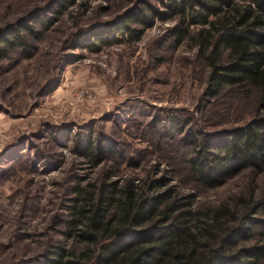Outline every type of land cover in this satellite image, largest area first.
<instances>
[{"label": "rangeland", "instance_id": "obj_1", "mask_svg": "<svg viewBox=\"0 0 264 264\" xmlns=\"http://www.w3.org/2000/svg\"><path fill=\"white\" fill-rule=\"evenodd\" d=\"M54 2L0 0V28L39 11L44 23L52 21L32 58L18 50L0 57V264H46L55 246L91 264L94 248L76 237L83 227L77 210L110 175L138 185L164 177L166 187L194 195L203 209L251 192L248 171L217 188L201 186L190 173L191 147L182 134L163 133L166 113L212 132L242 124L257 106L251 94L226 89L205 97L209 68L197 46L168 38L178 18L165 12L137 41L119 32L98 51L84 47L88 42L74 46L75 33L146 3L165 11L164 0H76L62 15ZM85 131L112 139L124 160L95 166L80 156L74 146ZM256 177L255 197L264 192V171ZM255 219H264V210Z\"/></svg>", "mask_w": 264, "mask_h": 264}, {"label": "trees", "instance_id": "obj_2", "mask_svg": "<svg viewBox=\"0 0 264 264\" xmlns=\"http://www.w3.org/2000/svg\"><path fill=\"white\" fill-rule=\"evenodd\" d=\"M75 3L55 0L51 8L62 15ZM163 5L165 11L146 3L145 9L134 7L77 32L74 46L88 42L84 47L98 51L119 32L137 41L165 12L178 18L168 38L176 45L191 40L197 46L209 68L205 97L214 99L226 89L251 94L257 106L242 124L212 132L196 128L187 117L166 113L163 133L182 134L191 147L190 173L201 186L217 188L248 171L254 174L248 186L252 190L203 209L195 207L194 195L166 187L164 177L138 185L133 177L122 184L110 175L85 195V207L77 210L83 227L76 237L94 248L91 264H264V219H255L264 210V192L255 197L252 187L264 171V0H164ZM40 12L0 28V57L14 50L22 58L36 54L52 24L50 19L44 23ZM74 150L95 166L126 156L112 139L92 131L79 133ZM71 253L55 246L45 263L78 264Z\"/></svg>", "mask_w": 264, "mask_h": 264}]
</instances>
